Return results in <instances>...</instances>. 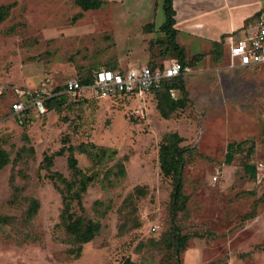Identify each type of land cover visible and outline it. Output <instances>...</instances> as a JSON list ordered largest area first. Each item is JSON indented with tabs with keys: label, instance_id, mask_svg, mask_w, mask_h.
I'll list each match as a JSON object with an SVG mask.
<instances>
[{
	"label": "rangeland",
	"instance_id": "374dc122",
	"mask_svg": "<svg viewBox=\"0 0 264 264\" xmlns=\"http://www.w3.org/2000/svg\"><path fill=\"white\" fill-rule=\"evenodd\" d=\"M162 5L105 0L85 12L76 0H0L9 7L0 83L57 87L99 69L178 60L159 30ZM177 43L191 65L172 111L155 95L67 100L24 128L0 100V264H264V178L256 183L244 171L264 166V66L231 68L223 45L188 36ZM171 134L183 150V203L173 213L172 180L159 169ZM244 141L226 164L227 145ZM81 176L92 181L78 204L66 183ZM65 202L73 220L98 226L89 243L67 232ZM175 232L188 237L178 254Z\"/></svg>",
	"mask_w": 264,
	"mask_h": 264
},
{
	"label": "built area",
	"instance_id": "2783aa9c",
	"mask_svg": "<svg viewBox=\"0 0 264 264\" xmlns=\"http://www.w3.org/2000/svg\"><path fill=\"white\" fill-rule=\"evenodd\" d=\"M227 55L231 68H256L264 66V8L256 17V24L242 36L230 37ZM188 66L174 59L154 68L138 65L124 70L99 69L90 84L83 85L76 79L68 80L63 88L54 91L48 81L41 82L38 89H20L0 83V98L7 97V118L22 126L30 123L33 116L42 117L48 113L46 102L53 97L66 96L70 100L96 99L112 100L116 98H136L145 96L173 78L189 73ZM171 95L174 97L175 93ZM262 163L256 167V182L264 178ZM153 231L156 227L153 226Z\"/></svg>",
	"mask_w": 264,
	"mask_h": 264
},
{
	"label": "trees",
	"instance_id": "16d2710c",
	"mask_svg": "<svg viewBox=\"0 0 264 264\" xmlns=\"http://www.w3.org/2000/svg\"><path fill=\"white\" fill-rule=\"evenodd\" d=\"M105 4V0H76V5L82 10V11H94L99 10L103 5ZM162 9L164 12V22L160 25L159 30L164 33L166 36H168L169 41L172 44L173 50H175L178 54V61L182 64V66H189L188 62L185 61V57H183L182 53H184V49L177 45L175 41V35L176 30L173 28L175 24L174 20V10L172 7V0H163ZM9 13V7L1 6L0 7V22H2L6 16ZM222 44H217L214 46L220 47ZM183 49V50H182ZM201 56H196L194 58L195 60L200 59ZM151 68H154L156 66H161L162 64H146ZM111 70V69H107ZM94 74V73H93ZM93 76V75H92ZM92 76H89L88 78H79L78 80L81 84L86 85L90 84L92 81ZM67 82V81H66ZM65 82V83H66ZM64 83V84H65ZM63 85L54 87V91L61 90L63 88ZM184 77L179 76L173 79H170L166 81L160 89L154 90L148 95H155L166 101L168 104H170L171 108L170 110H175L178 107H181V102L178 99H175L171 93L174 92L185 95L184 90ZM123 98V97H122ZM0 100L4 101L7 106V97H2ZM72 102H83L85 100L89 99H81V100H70L66 96L61 97H53L50 98L46 105L48 107V113L51 111H54L55 109L63 106L68 101ZM8 106L6 108V115L8 112ZM48 115V114H47ZM28 122H25L22 127H27ZM181 138L177 136L176 134H171L168 138L167 143L161 145L159 150V169L162 175L165 177H170L172 180V208L171 212H176V208L180 207V204H182V190H181V183H180V176H181V166H182V157H183V150L178 147V144L180 143ZM244 142L240 143H229L226 147V155H225V163L230 164L233 160L234 154L236 152H239L241 150V147L244 145ZM72 148H69L70 155L68 156V168L75 171L77 168V160L72 155ZM84 151V150H83ZM7 163L6 157L3 153L0 152V169H2ZM256 166L253 165H246L244 167L245 173L256 182ZM92 181V177L90 176H81V178L77 181V183H66L69 190L76 187L75 192H73L72 197L77 201L78 204H80L81 201V195L85 192L87 185ZM257 183V182H256ZM179 205V206H178ZM174 206V208H173ZM70 208V202H65L63 212L61 214V220L63 222H66V230L71 235L74 236L75 240L81 244L89 243L96 233L98 232V226L94 224H88L86 227H83L77 220L72 219V215L69 214L68 209ZM188 239L187 236H182L179 234V232H175L174 234V240L176 242L175 244V253L178 254L181 249H184L186 240ZM176 264H180L177 262Z\"/></svg>",
	"mask_w": 264,
	"mask_h": 264
},
{
	"label": "crops",
	"instance_id": "0c3cea01",
	"mask_svg": "<svg viewBox=\"0 0 264 264\" xmlns=\"http://www.w3.org/2000/svg\"><path fill=\"white\" fill-rule=\"evenodd\" d=\"M172 7L176 43L181 36H188L203 40L211 48L222 44L227 55L229 38L254 28L264 0H172Z\"/></svg>",
	"mask_w": 264,
	"mask_h": 264
}]
</instances>
